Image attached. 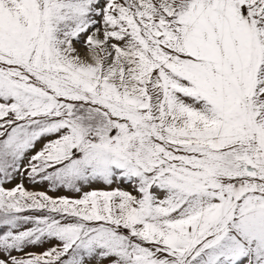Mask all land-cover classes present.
<instances>
[{
	"label": "snow or ice",
	"instance_id": "snow-or-ice-1",
	"mask_svg": "<svg viewBox=\"0 0 264 264\" xmlns=\"http://www.w3.org/2000/svg\"><path fill=\"white\" fill-rule=\"evenodd\" d=\"M0 264H264V0H0Z\"/></svg>",
	"mask_w": 264,
	"mask_h": 264
},
{
	"label": "rangeland",
	"instance_id": "rangeland-1",
	"mask_svg": "<svg viewBox=\"0 0 264 264\" xmlns=\"http://www.w3.org/2000/svg\"><path fill=\"white\" fill-rule=\"evenodd\" d=\"M25 186L27 188H29L30 190H32V189L47 190L45 186H41V185H30V184L26 183ZM6 187H11V185H6ZM93 187H95V188H103L104 186L103 185H94ZM49 195H77V194L69 193V192H66V191H61L59 193L49 192ZM41 250H42L41 248L31 249V251H36V252H39Z\"/></svg>",
	"mask_w": 264,
	"mask_h": 264
}]
</instances>
